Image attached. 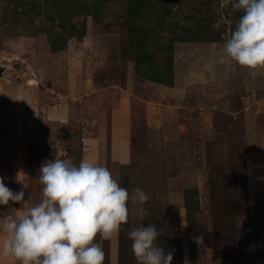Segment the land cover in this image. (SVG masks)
Returning <instances> with one entry per match:
<instances>
[{
    "label": "rangeland",
    "instance_id": "374dc122",
    "mask_svg": "<svg viewBox=\"0 0 264 264\" xmlns=\"http://www.w3.org/2000/svg\"><path fill=\"white\" fill-rule=\"evenodd\" d=\"M241 15L231 0H0L6 186L39 203L41 164L78 165L99 136L108 149L124 100L130 160L109 170L150 199H130L119 235L98 238L104 264H137L128 233L141 223L171 264H264V69L223 51ZM21 208L0 205V225Z\"/></svg>",
    "mask_w": 264,
    "mask_h": 264
},
{
    "label": "clouds",
    "instance_id": "9594fccd",
    "mask_svg": "<svg viewBox=\"0 0 264 264\" xmlns=\"http://www.w3.org/2000/svg\"><path fill=\"white\" fill-rule=\"evenodd\" d=\"M241 11L235 29L224 45V54L242 67L264 69V0H231ZM42 199L29 207L23 183L13 191L0 176V205L22 204V211L3 217L0 257H14L18 264H104L102 240L119 235L129 219V200L144 205L143 189L130 197L107 167L88 160L78 165L71 159L44 161L39 169ZM141 221L149 215L138 210ZM137 264H171L173 253L156 243L160 232L154 224L128 233ZM185 264H188L185 261Z\"/></svg>",
    "mask_w": 264,
    "mask_h": 264
},
{
    "label": "crops",
    "instance_id": "0c3cea01",
    "mask_svg": "<svg viewBox=\"0 0 264 264\" xmlns=\"http://www.w3.org/2000/svg\"><path fill=\"white\" fill-rule=\"evenodd\" d=\"M129 122L127 105L121 100L119 108L113 112L108 149L104 136L89 139L83 148L81 161L88 160L111 170L116 166L127 164L130 160Z\"/></svg>",
    "mask_w": 264,
    "mask_h": 264
},
{
    "label": "water",
    "instance_id": "95a60500",
    "mask_svg": "<svg viewBox=\"0 0 264 264\" xmlns=\"http://www.w3.org/2000/svg\"><path fill=\"white\" fill-rule=\"evenodd\" d=\"M5 69L4 66H0V76L2 75L3 70Z\"/></svg>",
    "mask_w": 264,
    "mask_h": 264
},
{
    "label": "bare ground",
    "instance_id": "6f19581e",
    "mask_svg": "<svg viewBox=\"0 0 264 264\" xmlns=\"http://www.w3.org/2000/svg\"><path fill=\"white\" fill-rule=\"evenodd\" d=\"M125 112V111H124ZM122 113V112H121Z\"/></svg>",
    "mask_w": 264,
    "mask_h": 264
}]
</instances>
